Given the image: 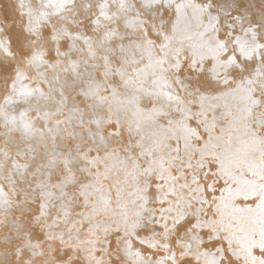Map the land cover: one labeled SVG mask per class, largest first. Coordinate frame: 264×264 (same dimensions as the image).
Instances as JSON below:
<instances>
[{
	"label": "snow or ice",
	"instance_id": "1",
	"mask_svg": "<svg viewBox=\"0 0 264 264\" xmlns=\"http://www.w3.org/2000/svg\"><path fill=\"white\" fill-rule=\"evenodd\" d=\"M0 264H264V0H0Z\"/></svg>",
	"mask_w": 264,
	"mask_h": 264
}]
</instances>
